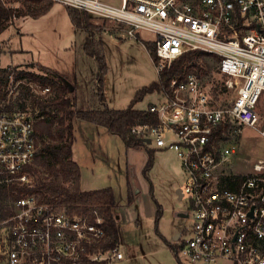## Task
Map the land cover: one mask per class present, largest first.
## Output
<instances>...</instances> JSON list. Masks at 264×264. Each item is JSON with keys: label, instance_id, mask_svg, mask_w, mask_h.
<instances>
[{"label": "built area", "instance_id": "obj_1", "mask_svg": "<svg viewBox=\"0 0 264 264\" xmlns=\"http://www.w3.org/2000/svg\"><path fill=\"white\" fill-rule=\"evenodd\" d=\"M51 1L114 21L129 36L152 33L158 74L188 51L215 58L222 88L233 96L217 105L201 72L189 70L155 93L145 108L155 121L134 124L131 132L143 146L172 149L178 159L184 213L192 224L179 232V238L188 235L179 239L177 252L201 264L221 259L264 264V159L255 160L236 182L238 173L227 165L245 126L264 136V0ZM24 82L37 93L49 91L10 76L5 99L0 96V185L31 188L28 166L39 149L37 110L33 115L31 109L7 107ZM7 203L9 213L3 215L0 207V264H123L118 245L104 246V220L97 210L70 213L35 191Z\"/></svg>", "mask_w": 264, "mask_h": 264}, {"label": "rangeland", "instance_id": "obj_2", "mask_svg": "<svg viewBox=\"0 0 264 264\" xmlns=\"http://www.w3.org/2000/svg\"><path fill=\"white\" fill-rule=\"evenodd\" d=\"M5 1L15 7L21 6L20 1ZM105 1L114 5L120 4V0ZM66 7L60 2H54L47 13L38 17L28 14L13 16L0 33V68H30L29 70L43 73L37 66H28L30 63H41L61 74L68 82L70 80L62 73L69 74L74 69L77 75L75 106L82 109L104 105L114 109L127 107L139 88L158 79L154 62L145 46L146 42L152 43L150 40L154 35L141 30L139 34L129 36L114 21L91 14L88 28L76 27ZM86 39L89 40L90 48L103 54L105 59L106 71L102 77L105 98L103 103L97 93L96 59L84 50ZM199 63V70H202L201 75L207 88L212 90L214 82H219L218 90H222V76L217 71L215 59L207 57L200 59ZM155 93V90L147 93L134 106L145 109L155 101ZM49 94L47 92L43 95ZM231 96L233 92L219 91L216 104L226 102ZM77 119L72 121L76 138L73 145L75 157L80 160L84 178L91 180L86 185L84 179L83 187L111 186L118 206L126 205L128 186L134 194V201L127 214L118 220V246L125 255L123 264H195L185 254L177 252L176 256L174 253L179 239L185 238L188 232H182L181 238H175L176 234L183 228L188 230L192 224L191 216L178 215L179 212L187 211L188 206L186 198L179 199L176 193V188L184 182L175 152L172 149L158 150L150 146L155 153L148 176L153 185L154 197L162 207L156 223L155 212L149 208V198L154 204L147 187L149 182L145 181L142 174L147 160V155L142 150L146 151V147H132V170L128 171L129 177L125 146L121 138L118 135H109L107 140L101 138L104 136L99 133L97 135L93 129L80 126L83 121L86 124H91L90 122L80 119L79 123ZM35 121L36 125L39 120ZM237 148V153L228 160L227 165L236 173L244 174L251 170V164L255 160L264 159V136L255 127L245 126L237 138ZM43 170L40 168L39 172H33L34 178L44 176ZM106 174L111 175L109 180L103 179ZM119 208L116 207L115 212H119ZM213 264L232 263L221 259Z\"/></svg>", "mask_w": 264, "mask_h": 264}, {"label": "trees", "instance_id": "obj_3", "mask_svg": "<svg viewBox=\"0 0 264 264\" xmlns=\"http://www.w3.org/2000/svg\"><path fill=\"white\" fill-rule=\"evenodd\" d=\"M8 2L20 1L21 6L15 7L11 4L4 5L0 2V31L10 22L12 17L19 15H30L38 17L46 13L53 5L51 0H7ZM71 21L76 27L88 28L89 13L80 11L73 7H66ZM145 46L152 57L153 62L156 61L153 43L146 42ZM84 50L95 57L97 62V93L99 100L105 101L102 89V77L106 71V63L103 54L90 48L89 40L86 39ZM211 57L210 54L194 50L183 53L178 58L174 59L168 67H165L159 74L158 79L148 85L139 88L133 99L127 107L123 109L96 107L91 109H82L75 106V85L69 90L65 84L61 74L53 69L39 63H30L28 66H37L43 73H38L33 70L15 68H0V96L5 99V86L8 85L10 76L14 80L25 78L26 82L31 81L40 84L42 87L49 86V95L36 93L33 88L27 83H22L18 87V94L15 101L8 104V108L28 109L34 112L37 110L36 120H39L35 125L36 137L39 143L38 152L34 158L33 164L28 166V169L33 173L39 172V169H44V176L33 177V187L18 186L11 184L9 186L0 185V198L6 199V204L0 203L3 210V215L9 213L10 208L7 201L16 198L25 192H39L43 198L52 203L54 206H63L70 213L83 214L91 213L94 209L103 217V227L105 229L106 241L104 246H114L119 243V228L115 218V209L117 203L115 200L114 190L109 187L83 190L80 187V166L72 159V143L73 136V119L78 118L86 120L96 125H101L107 128L111 133L118 135L126 148L142 146L141 141L131 132L134 124L154 122L155 118L145 109L136 108L134 105L138 100L152 93L154 90L160 91L167 89L169 81L176 76H182L183 73L189 70L202 72L200 69V59ZM215 59V58H214ZM37 81V82H36ZM40 82V83H38ZM215 86L212 93L215 99L218 100L219 82H214ZM47 93V92H46ZM44 93V94H46ZM43 113V114H42ZM44 114H46L44 116ZM42 121V122H41ZM36 122V121H35ZM47 135V138H46ZM147 161L142 168V174L149 182V195L151 196L155 206V222L162 212V207L156 200L153 194V185L149 179L148 171L154 163L155 150L146 147ZM39 167V168H38ZM34 175V174H33ZM243 174L233 175L234 182L239 181ZM229 179V177H225ZM232 185V184H231ZM16 191V192H14ZM134 194L132 188H127L126 204L132 203ZM174 253L177 256V248Z\"/></svg>", "mask_w": 264, "mask_h": 264}, {"label": "crops", "instance_id": "obj_4", "mask_svg": "<svg viewBox=\"0 0 264 264\" xmlns=\"http://www.w3.org/2000/svg\"><path fill=\"white\" fill-rule=\"evenodd\" d=\"M53 4H54V2H53ZM53 6V5H52ZM52 6L49 8V10L52 8ZM67 9V8H66ZM48 10V11H49ZM47 11V12H48ZM46 12V13H47ZM67 13H68V11H67ZM45 14V13H44ZM69 15V14H68ZM41 64V63H40ZM42 65H44V64H42ZM44 66H46V67H49V66H47V65H44ZM50 68V67H49ZM64 76H66L67 77V79L68 80H70L71 81V83L72 84H74L75 85V88H76V84H77V82H76V78H77V75H76V72L74 71V69L73 70H71L70 71V73L69 74H67V73H62ZM69 75L71 76V77H69ZM71 78L73 79V80H71ZM77 107V106H76ZM103 107V106H102ZM77 108H79V107H77ZM78 120V122L80 123L81 121H80V119H77ZM88 123V122H87ZM91 123V122H90ZM80 126L82 127V128H86V129H88V130H94V132L95 133H97V135H98V133L99 134H101L102 136H104V137H101V138H104V139H106L107 140V137L109 136V135H115V134H113V133H111L110 131H108L107 130V128L106 127H104V126H101V125H96V124H93V123H91V124H86V122L85 121H83V122H81V124H80ZM75 128H74V126H73V136H74V140H73V143H72V159L74 158V160L79 164V166H80V171H81V176H80V187L83 189V190H90V189H97V188H103V187H109V185H104V186H97V187H93L92 185H91V187H83V180L85 179L86 180V185H89L90 183H91V180H90V178H84V175H83V169H82V165H81V163H80V160L79 159H77L76 157H75V152H74V147H73V145H74V143L76 142V138H75ZM95 141V140H94ZM123 145H124V143H123ZM98 146V145H97ZM125 146V145H124ZM102 151V150H101ZM142 152H144L146 155H147V153H146V151L145 150H142ZM125 156H126V166H127V172L128 171H130V170H132V165H131V161H132V147H129V148H126L125 147ZM147 161V160H146ZM145 161V162H146ZM93 174V173H92ZM128 174H129V177H130V173L128 172ZM106 178H103V179H106V180H109V178L111 177V175H104ZM145 179V178H144ZM145 181H146V179H145ZM147 183V182H146ZM111 187V186H110ZM147 187H148V189H149V185L147 184ZM112 188V187H111ZM113 189V188H112ZM139 191V190H138ZM137 191V192H138ZM134 201V200H133ZM149 208L150 209H152V211H154L155 212V210H156V206L152 203V201L150 200V198H149ZM126 202V201H125ZM130 205H132V203H130L129 205L128 204H126V205H124V206H118L117 205V207H120L119 208V210H117V211H119V212H115V218H116V221H117V224H118V220L121 218V216L123 217V215H126L127 214V211H128V209H129V206ZM180 213L181 212H179L178 213V215H180ZM127 217H129V215L127 216ZM175 238H179V233H177L176 234V236H175ZM194 263V262H193ZM195 264H201V263H195Z\"/></svg>", "mask_w": 264, "mask_h": 264}, {"label": "water", "instance_id": "obj_5", "mask_svg": "<svg viewBox=\"0 0 264 264\" xmlns=\"http://www.w3.org/2000/svg\"><path fill=\"white\" fill-rule=\"evenodd\" d=\"M63 80H64L65 84L68 85L69 90H72L73 89L72 84H70V82L66 81L65 79H63ZM149 141H150L149 139H146V142H149ZM176 193L178 195V198L180 199L182 197L181 187H178L176 189ZM180 216H186V214L184 212H181Z\"/></svg>", "mask_w": 264, "mask_h": 264}, {"label": "flooded vegetation", "instance_id": "obj_6", "mask_svg": "<svg viewBox=\"0 0 264 264\" xmlns=\"http://www.w3.org/2000/svg\"><path fill=\"white\" fill-rule=\"evenodd\" d=\"M181 187V186H180ZM177 189V188H176Z\"/></svg>", "mask_w": 264, "mask_h": 264}]
</instances>
